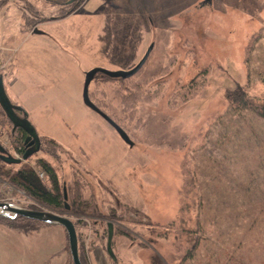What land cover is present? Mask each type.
<instances>
[{
	"label": "rangeland",
	"instance_id": "rangeland-1",
	"mask_svg": "<svg viewBox=\"0 0 264 264\" xmlns=\"http://www.w3.org/2000/svg\"><path fill=\"white\" fill-rule=\"evenodd\" d=\"M204 1L0 0V76L42 144L20 166L0 160V202L65 214L82 264H264V119L226 99L242 86L264 101V0ZM151 45L134 77L99 73L89 88L129 146L84 105L83 83L133 69ZM12 131L0 114V144L19 158ZM43 159L68 210L12 183L53 189ZM18 225L0 219V264H73L65 228Z\"/></svg>",
	"mask_w": 264,
	"mask_h": 264
},
{
	"label": "water",
	"instance_id": "water-1",
	"mask_svg": "<svg viewBox=\"0 0 264 264\" xmlns=\"http://www.w3.org/2000/svg\"><path fill=\"white\" fill-rule=\"evenodd\" d=\"M77 0H71L69 3L72 5ZM206 3H211V0L204 1L202 5ZM34 33L36 35L42 34L41 30H35ZM154 48V45H151V47L147 50V52L144 55V58L136 65L133 69L129 71H107L103 68L98 69H92L89 72H87L84 80V87H83V103L86 107H89L93 112H95L99 117L103 118L116 132L118 133L119 137L122 141L126 142L129 146H134V142L131 141L129 138V135L127 132L122 129L112 118H110L107 114H105L101 109L96 107L94 103L91 101L90 95H89V88L92 84L91 82L95 79V77L101 73L104 76L108 77L109 79H128L134 77L139 71L142 70L143 66L149 59V55L151 54L152 50ZM0 107L7 115L10 122L13 124V131H15L18 128H21L27 133V138L25 140V145L27 147V150L20 158L13 157L6 151L3 146L0 145V160L4 162L6 165H15L20 166L23 162L28 161L31 159V156L35 155L36 153H39L42 148L41 140L39 137V134L37 133L34 125L31 121L28 120L27 113L24 112V110L20 106H15L11 99H9L6 87L4 85V79L3 76H0ZM20 113H23L20 115ZM22 172V171H20ZM39 182V181H38ZM40 184V183H39ZM34 187L39 189V191H43L37 186ZM44 192V191H43ZM64 199L65 203L67 201V191L64 188ZM66 209H69L68 204L66 203ZM25 217L30 220H37L44 224H50L53 226H61L65 228L67 237L69 238V250H71L72 255V261H74V264H82L80 261V255H79V240L77 238V231L76 226L74 225L73 221L70 218H67L65 214L61 213H54L51 211H37V210H30L24 207H20L18 205H15L11 202H0V217H6V218H12L15 219L17 217ZM108 224V239H107V254L113 260L114 262H117L116 256L114 253L113 248V240H114V231H115V225L112 222L107 223Z\"/></svg>",
	"mask_w": 264,
	"mask_h": 264
},
{
	"label": "trees",
	"instance_id": "trees-1",
	"mask_svg": "<svg viewBox=\"0 0 264 264\" xmlns=\"http://www.w3.org/2000/svg\"><path fill=\"white\" fill-rule=\"evenodd\" d=\"M128 79H130V78H128ZM112 80L123 81V80H127V79H122V80L121 79H112ZM226 99H227V101L231 102L232 105L237 106L240 110L246 109V110H250L252 112H256L260 117H262L264 119V101L251 99L248 96V93L246 92V90L244 88H242V86L241 87L238 86L236 88V90L229 91L228 95L226 96ZM99 109H101V108H99ZM101 110L103 111V109H101ZM103 112L105 113V111H103ZM0 114H1V118H2L3 122L12 124V122L9 121L7 115L1 109V107H0ZM12 126H13V124H12ZM11 134L13 135V138H14V146H16L18 151H21L22 153H24V151H25L24 150L25 149L24 143H25V140L27 138V133H25V131L23 129L18 128L17 130H15V132L12 131ZM39 165L42 168H45L46 172L48 173L49 179L52 181V184H53V189L47 190L45 193H39V192H35L34 190L32 191L30 189V187L26 186L22 182L19 183L16 180H12V183L17 184L20 188L24 189V191L29 192L30 195L34 196V198L40 204L48 207L49 209H51L55 212L63 210V209L67 210L64 195L59 190L56 169H54L44 159L39 161ZM70 198H71V193H70V191H68L67 203H69ZM73 198H74L73 200L79 202L80 198H81V194H78V196L76 195V197H73ZM75 212H78V211L76 210ZM108 216L111 217V214ZM0 219H2V221L5 222V224L10 229L11 228L19 229L18 224L23 223V225H24L23 227L28 228V230L30 232H34V231L38 230V227H40V226H45V227L51 226L48 224L45 225L44 223H41V222L36 221V220L32 221V220L24 218V217H18L15 220L6 219V218H0ZM111 220H114V219L112 218ZM24 223H26V225ZM76 231H77V238H78V240H80L77 226H76ZM68 240H69V238H68ZM68 247H69V244L67 246V250H68ZM70 254H71V250H70ZM73 264H74V262H73Z\"/></svg>",
	"mask_w": 264,
	"mask_h": 264
},
{
	"label": "flooded vegetation",
	"instance_id": "flooded-vegetation-1",
	"mask_svg": "<svg viewBox=\"0 0 264 264\" xmlns=\"http://www.w3.org/2000/svg\"><path fill=\"white\" fill-rule=\"evenodd\" d=\"M23 114V113H22ZM17 130V129H16ZM15 132V131H14ZM25 145V144H24ZM20 150V149H19ZM25 151L27 150V147H26V145H25V149H24ZM25 151H24V153H25ZM19 152V151H18ZM21 152V151H20ZM8 153H10L9 151H8ZM23 153V154H24ZM21 154H22V152H21ZM22 154V155H23ZM11 155V154H10ZM18 176H19V178H22L23 180H25V181H27V178H29V180H35L36 182L38 181V180H36L35 179V177H34V175L32 174L31 175V173L29 172L28 173V175H25V173H23V172H20L19 174H18ZM47 190H44V192L43 193H45Z\"/></svg>",
	"mask_w": 264,
	"mask_h": 264
},
{
	"label": "built area",
	"instance_id": "built-area-1",
	"mask_svg": "<svg viewBox=\"0 0 264 264\" xmlns=\"http://www.w3.org/2000/svg\"><path fill=\"white\" fill-rule=\"evenodd\" d=\"M3 147H4V146H3ZM6 148H7V147H6ZM6 148L4 147L5 150H6ZM6 151H8V149H7ZM41 177H43V175H42Z\"/></svg>",
	"mask_w": 264,
	"mask_h": 264
},
{
	"label": "crops",
	"instance_id": "crops-1",
	"mask_svg": "<svg viewBox=\"0 0 264 264\" xmlns=\"http://www.w3.org/2000/svg\"><path fill=\"white\" fill-rule=\"evenodd\" d=\"M24 109H25V108H24ZM24 111H25V110H24ZM26 111H27V110H26ZM26 111H25V113H29L28 111H27V112H26ZM28 116H29V114H28ZM28 118H29V117H28Z\"/></svg>",
	"mask_w": 264,
	"mask_h": 264
}]
</instances>
